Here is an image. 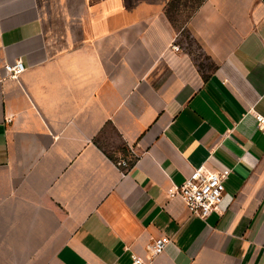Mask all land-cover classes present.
<instances>
[{"label": "crops", "instance_id": "0c3cea01", "mask_svg": "<svg viewBox=\"0 0 264 264\" xmlns=\"http://www.w3.org/2000/svg\"><path fill=\"white\" fill-rule=\"evenodd\" d=\"M169 1L0 0V264H264V0ZM200 165L205 219L168 195Z\"/></svg>", "mask_w": 264, "mask_h": 264}, {"label": "built area", "instance_id": "2783aa9c", "mask_svg": "<svg viewBox=\"0 0 264 264\" xmlns=\"http://www.w3.org/2000/svg\"><path fill=\"white\" fill-rule=\"evenodd\" d=\"M172 48L174 51H179L177 46ZM3 69L5 76L12 79H17L25 71L19 61L13 64H5ZM255 121L258 129L264 132V118L256 115ZM117 167L128 168L130 164L126 160H121L117 162ZM226 175L227 173L209 171L200 165L189 173L182 184L172 187L168 195L170 198L178 197L192 215L205 219L212 212L218 211V206L223 198V180ZM168 244L169 239L167 237L153 239L147 246L150 259L160 255ZM131 264L146 263L141 258L134 256Z\"/></svg>", "mask_w": 264, "mask_h": 264}, {"label": "rangeland", "instance_id": "374dc122", "mask_svg": "<svg viewBox=\"0 0 264 264\" xmlns=\"http://www.w3.org/2000/svg\"><path fill=\"white\" fill-rule=\"evenodd\" d=\"M198 0H179L178 5L174 10H171L170 17L178 30H182L184 20L191 15V7L194 6ZM184 35V33H182ZM187 48L192 51L194 48L192 44L187 42Z\"/></svg>", "mask_w": 264, "mask_h": 264}, {"label": "trees", "instance_id": "16d2710c", "mask_svg": "<svg viewBox=\"0 0 264 264\" xmlns=\"http://www.w3.org/2000/svg\"><path fill=\"white\" fill-rule=\"evenodd\" d=\"M179 0H170L167 5L165 6L164 8V14L171 20V17H170V12L171 10H174L177 5L179 4L178 3ZM204 0H198V2L191 7V14L194 13L196 11V9L201 5V3L203 2ZM124 160H126L130 165L133 164L134 160L132 158H125Z\"/></svg>", "mask_w": 264, "mask_h": 264}]
</instances>
